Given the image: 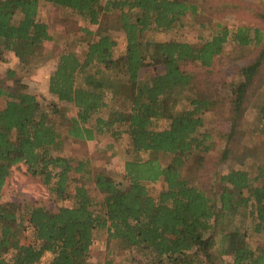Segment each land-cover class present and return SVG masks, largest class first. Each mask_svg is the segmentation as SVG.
<instances>
[{
    "label": "trees",
    "instance_id": "16d2710c",
    "mask_svg": "<svg viewBox=\"0 0 264 264\" xmlns=\"http://www.w3.org/2000/svg\"><path fill=\"white\" fill-rule=\"evenodd\" d=\"M42 2L67 12L56 17L67 34L65 45L86 49L79 53L56 43L49 105L22 87L18 70L0 78L6 100L0 108V264H95L90 256L100 230L140 252L133 264H264V165L254 173L242 166L220 172V188L211 194L183 174L195 153L214 147L213 135L203 131L204 112L218 99L211 70L200 78L188 66L209 69L232 42L261 44L262 30L219 23L211 34L201 32L197 43L149 41L150 31L183 26L187 14H197L196 1L0 0V52L14 54L22 69L50 54L45 44L55 40L50 23L40 18ZM113 30L126 39L120 52ZM146 67L156 71L143 72ZM240 73L232 101L244 112L264 84V44ZM183 99L191 107L177 109ZM62 102L72 104L76 115L67 116ZM259 114L264 124V102ZM235 128L226 134L223 159L244 164L249 154H238ZM103 133L114 141L130 137L129 152L136 155L125 162L121 180L91 159L54 153L69 137L93 140ZM22 162L72 205L51 210L5 200L12 168ZM159 181L163 186L153 193L149 183ZM29 230L30 240L24 235Z\"/></svg>",
    "mask_w": 264,
    "mask_h": 264
},
{
    "label": "rangeland",
    "instance_id": "374dc122",
    "mask_svg": "<svg viewBox=\"0 0 264 264\" xmlns=\"http://www.w3.org/2000/svg\"><path fill=\"white\" fill-rule=\"evenodd\" d=\"M197 14L189 13L184 17V25L172 31H150L147 40H184L197 43L199 34L204 32L211 34L218 27V24L228 25L230 28L238 26L258 27L263 32L261 44L246 47L244 45L229 43L226 51L219 55L208 69L196 64H190L189 69L200 72V78H208L211 70L215 80V93L218 96L214 107L204 112L205 125L203 131L213 135L214 147L206 154L195 153L187 162L184 168V177L190 183L198 185L208 193H214L220 188L217 181L218 174L227 171L231 167L249 168L252 173L259 165H264V127L263 120L259 114V107L264 102V84L255 96H252L248 107L244 112L238 111L232 99L233 85L241 80L240 67L256 58L264 44V0H195ZM66 11L62 7L52 4L41 3L40 18L50 23L51 32L55 35L54 41H47L45 51L48 55L38 56L33 64L22 69L19 59L11 52H0V78H6L8 69L18 70V76L22 77V87L25 90L37 94L44 104L49 105L53 96L49 91V79L58 61L59 54L55 51L56 45L72 48L82 53L86 44L74 43L66 46L67 34L64 25L56 21V17H63ZM77 17V16H74ZM207 24L201 28V23ZM80 24L87 22L80 19ZM91 28H97L91 25ZM113 37L118 41L117 52L122 51L126 46L124 34L119 30H113ZM57 43V44H56ZM69 47V48H67ZM162 69L161 66L158 67ZM30 69V70H29ZM153 72V67H146L143 72ZM9 81V80H8ZM186 95V93H185ZM5 98L0 97V108L5 104ZM67 116L76 115L77 110L68 102H62ZM184 106L191 107L188 99L181 100L176 108ZM236 126L239 137L238 154L248 153L244 164L236 160L223 159V151L227 144L226 134ZM130 137L123 134L122 138L114 141L109 133L96 136L93 140L65 139L61 147L54 149L55 154L72 155L77 158L91 159L92 165L104 168L120 179L124 175L125 162L134 158L135 153L129 152ZM148 154L141 153L139 156L146 158ZM77 162H75L76 164ZM74 175V174H72ZM153 193L162 188L161 181L149 183ZM71 183L70 188H74ZM93 195L99 194L94 183H89ZM218 191V190H217ZM5 200L16 201L21 204L40 203L49 209H55L59 205H72L73 199L61 200L48 189L40 175L34 176L28 171L25 163H20L12 168V173L3 189ZM238 220L240 218L238 217ZM31 231L25 232L30 240ZM256 245V242L254 241ZM140 252L129 250L122 244L116 243L107 238V232L100 230L96 236V242L91 250L90 259L95 264H133V258H140Z\"/></svg>",
    "mask_w": 264,
    "mask_h": 264
}]
</instances>
